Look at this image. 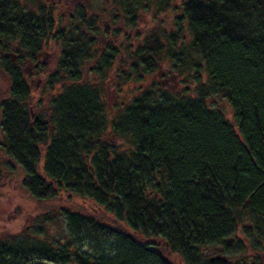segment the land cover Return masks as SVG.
<instances>
[{
    "label": "trees",
    "instance_id": "obj_1",
    "mask_svg": "<svg viewBox=\"0 0 264 264\" xmlns=\"http://www.w3.org/2000/svg\"><path fill=\"white\" fill-rule=\"evenodd\" d=\"M172 1L110 0L115 26L105 27L99 53L89 2L72 6L70 23L60 24L56 3L0 0V177L17 167L33 202L69 195L43 206L61 234L47 239L35 225L30 231L44 238L12 240L1 264H25L36 253L43 264H231L210 252L230 250V237L245 250L239 233L251 238L250 249L264 250V0H184L174 29L144 35L110 81L166 63L182 89L157 83L110 116L108 85L86 81V60L99 53L93 70L104 79L117 56L110 42L134 29L142 10L162 12ZM48 40L58 50L56 70L46 82L48 107L33 114L22 67L37 63ZM214 95L232 119L209 105ZM250 259L264 264V255Z\"/></svg>",
    "mask_w": 264,
    "mask_h": 264
},
{
    "label": "rangeland",
    "instance_id": "obj_2",
    "mask_svg": "<svg viewBox=\"0 0 264 264\" xmlns=\"http://www.w3.org/2000/svg\"><path fill=\"white\" fill-rule=\"evenodd\" d=\"M49 2L56 3L58 8V17L57 22L59 21L60 24L62 23H70L71 18L73 16V8L69 7L71 5L70 0H48ZM104 1L107 2V4H104ZM184 0H173L171 4V7L166 9L165 11H159L155 12L152 10H142L138 14L137 24L134 29L127 28L129 31L125 32L124 35H120L116 39H113L110 44L114 46L116 49V59L113 61L112 65L113 68L107 70V73L105 74L104 79L101 78L102 74H97V70H93L97 66L96 62L98 61V55L101 53V51H104L106 46L107 35H106V28L107 27L110 31L114 30V24L112 23V18L109 17L107 11L110 10V0H88L89 4L93 8V14L96 15V25L99 29V32L97 33V41L95 48L98 49L99 53L94 54V57L92 59H88L84 63V74L86 76V81L90 85L97 84V81L102 83L103 86L106 87L108 85V92L103 94L104 101L106 103V109L109 112L110 116H113L116 112V110L120 109L123 105L129 103L134 96H136L140 91L154 87L157 83H160L162 85H168L172 88L182 89L185 87L184 84H181L179 80H177V76L172 73H165V70H167L166 63H164V67L160 65L159 70L162 71L161 74L160 71H156L154 74H144L142 77H138L133 75L129 80H126L125 82H119L115 83V85H110V81L118 79L119 70L121 71V58L125 56L126 53H133L136 51V49L140 46V39L144 35H147L150 32H153L157 29L162 30H172L174 29V18L176 14L180 13V10L178 11V8L180 9L181 4ZM155 5V3H154ZM87 7V5H86ZM178 11V12H177ZM92 13H89V15L93 18ZM59 24V25H60ZM160 33V37H161ZM104 41L105 44L101 45L99 44V40ZM58 59V50L56 49L53 41H47V46L42 50L40 55L38 56L37 63H26L22 68L25 71L26 80L31 86V100L33 101V104L30 106L31 113L36 114L39 112H43L44 108L46 109L48 107L47 103L49 102L48 97V88L46 86V82L48 80V77L50 74H53L56 70V62ZM127 69H125V72ZM86 72V73H85ZM204 76V75H203ZM107 82V84H106ZM99 83V84H100ZM5 83L3 82L2 78H0V87L4 88ZM195 84L189 85V88H194ZM59 85L55 86V91L59 92ZM208 103L211 107L214 108H221L223 112L228 116V118L232 119V110L230 108V105L227 103V101L219 96L214 95L208 99ZM108 139L111 138V134L109 133L106 135ZM0 139H2L1 131H0ZM125 145V144H123ZM1 159V158H0ZM17 167L12 171L11 177H7V173L3 174V176L0 177V192L5 195H3L2 199H6L5 205H11L8 214H11V220L10 229L7 231L3 230L0 233V236L7 235L8 237H14L20 241H29L30 240H39L44 238L43 236L40 237L41 234L33 235V232L29 230V227L32 225H36L35 228H37L38 225L42 226V230H47V239H50L52 236L50 235H60L62 228L60 225L55 223V220H52L54 222H47L44 217L48 216L50 210L53 209H46L43 206L52 207L54 204L61 203L62 199L65 198V196H69L68 194H61V197L59 201H50V202H33V200L28 197V194L26 191L21 188L20 181L23 177L22 173L18 171L19 175L16 173ZM8 178V179H7ZM74 202H79L78 198H73ZM53 204V205H52ZM80 204H83L82 202ZM79 204V205H80ZM87 205V204H86ZM18 206V207H17ZM91 206V205H87ZM23 211L21 212L22 209ZM48 211V212H47ZM47 212V213H46ZM38 217V221L36 220V217ZM46 215V216H45ZM41 217L45 220V222H41ZM51 220V218H49ZM7 227V228H8ZM24 230V231H23ZM244 241L245 250H239L236 249V243L235 239L231 241L233 244L230 248V250H223L221 253L224 256H229L231 260V264H235V261L238 260V257H243L244 261H247V258L245 256H255L257 253L259 255H264V250H259L256 248L255 250L250 249L252 246L251 238L247 235H244L243 233H239V236ZM236 237V238H237ZM105 241V240H103ZM74 243V241H73ZM111 243V241H110ZM76 244V243H74ZM87 245L83 246V250L86 251L89 249V243ZM216 252H210V255H214ZM179 257L172 258L173 261H175L176 264H179ZM36 263L40 262L42 263V260L38 259L35 260ZM32 264V263H28ZM45 264H49L48 261H46Z\"/></svg>",
    "mask_w": 264,
    "mask_h": 264
},
{
    "label": "flooded vegetation",
    "instance_id": "obj_3",
    "mask_svg": "<svg viewBox=\"0 0 264 264\" xmlns=\"http://www.w3.org/2000/svg\"><path fill=\"white\" fill-rule=\"evenodd\" d=\"M70 1H71L70 7L77 6V4H78L80 6H83L84 5L83 8L86 9L85 6L88 4V0H85V2H83L81 0H70ZM3 195H5V194H3ZM3 195L0 192V233L3 230H5V231L7 230L8 231L10 229V226L8 227V225L10 224V220H11V217H12L11 214H8L9 210L11 211L12 209H10L9 206L5 205L6 199H2ZM20 209H22V208H20ZM22 211H23V209L21 210V212ZM38 217H39V215L36 217V220L37 221H38ZM34 226H35V224L34 225L31 224V227H29V230H31V228H33ZM16 239H17V237L16 238H14V237H8L7 235L0 236V252L7 251V248L5 247V245L6 244L8 245L9 242L11 243L12 240H13L12 242H14V240L15 241H18ZM19 251H21V249ZM218 251L219 252H222L223 251L222 247H220L218 249ZM240 257H238V260H239ZM226 258H227V261L231 260L229 258V256H227V255H226ZM245 258H247V261H244V259H243V262L249 264V262L251 260L250 257L246 255ZM35 260H37V253L33 255L32 259L31 258L28 259L25 264H28V263H32V264H43V263H39V262L36 263ZM48 263L49 264H56L55 262H49V261H48ZM0 264H1V262H0ZM15 264H21V263L16 261ZM70 264H76V263L71 262Z\"/></svg>",
    "mask_w": 264,
    "mask_h": 264
},
{
    "label": "water",
    "instance_id": "obj_4",
    "mask_svg": "<svg viewBox=\"0 0 264 264\" xmlns=\"http://www.w3.org/2000/svg\"><path fill=\"white\" fill-rule=\"evenodd\" d=\"M232 240H233L232 238L226 239V241H228V242H231ZM214 259H220L222 261H227V258L221 254H216V255L210 257V260H214ZM239 260L242 261L243 264H247V263L243 262V257H240Z\"/></svg>",
    "mask_w": 264,
    "mask_h": 264
}]
</instances>
